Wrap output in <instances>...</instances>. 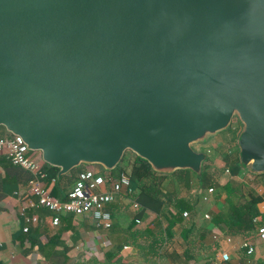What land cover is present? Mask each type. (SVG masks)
I'll return each mask as SVG.
<instances>
[{
    "label": "water",
    "instance_id": "obj_1",
    "mask_svg": "<svg viewBox=\"0 0 264 264\" xmlns=\"http://www.w3.org/2000/svg\"><path fill=\"white\" fill-rule=\"evenodd\" d=\"M237 118L264 173V0H0V126L57 167L199 174Z\"/></svg>",
    "mask_w": 264,
    "mask_h": 264
},
{
    "label": "crops",
    "instance_id": "obj_2",
    "mask_svg": "<svg viewBox=\"0 0 264 264\" xmlns=\"http://www.w3.org/2000/svg\"><path fill=\"white\" fill-rule=\"evenodd\" d=\"M0 134L6 136V130L0 128ZM228 137V134H216L194 147L209 152L213 156L212 165L219 167L222 154L212 153V147ZM227 145L235 144L227 139L223 150ZM33 155L41 164L38 154ZM92 168L101 170L96 166ZM249 172L241 170L236 179L249 181L258 193L264 194V183ZM112 173L118 174V169ZM29 176V172L0 154V264H264V244L257 238L256 231L246 236L229 234L224 225L218 223L215 214L223 195L212 190L207 191L204 202L196 205L193 217L189 214L184 218L167 201L164 210L172 211L169 217L146 210L143 217L136 218L130 197L121 193L106 204L111 213L108 229L96 226L88 214L63 213L59 223L52 225L50 213L36 209L38 220L23 232L20 208L30 196ZM228 178L225 172L218 180L223 183ZM73 182L46 177L42 184L48 193L62 197ZM163 186L169 195L172 191L187 197L188 191L171 176L164 179ZM104 188H109V182ZM258 209L260 223L264 225V200L258 203ZM205 214L209 217L205 218ZM244 241L254 245L251 255L242 247ZM223 252L227 253V259L223 258Z\"/></svg>",
    "mask_w": 264,
    "mask_h": 264
},
{
    "label": "trees",
    "instance_id": "obj_3",
    "mask_svg": "<svg viewBox=\"0 0 264 264\" xmlns=\"http://www.w3.org/2000/svg\"><path fill=\"white\" fill-rule=\"evenodd\" d=\"M0 128L3 129L4 127L0 126ZM240 130L241 124L235 117L232 119L228 129L222 132V135L228 134L229 137L227 139L232 141L237 147L233 155L225 153L223 150L227 139H223V141L216 143L212 147V153L222 154L223 165L221 167L213 166V156L206 152L205 149H200L206 153V157L199 174H195L189 169H178L171 174L158 173L151 168L145 159L127 151L116 167L110 171L104 170L98 164L90 166L81 164L79 167L72 168L67 174L57 177V167L43 162L39 152H33V154H38L46 172V177L56 178L58 182L61 180H65V182L75 180L79 171L91 166L100 168V171L105 174L112 173L116 168L118 172L126 173L133 190L130 198L138 203V208L134 211V217L136 218L143 217L146 210L169 217L172 211L169 209L164 210L165 204L168 205L167 201L171 202L175 212L177 211L180 214L182 211L187 210L193 217L196 205L199 202H204L206 193L211 188L213 193L223 195V201L215 214L218 223L224 225L223 227L229 234L246 236L250 232L256 231V226L261 225L258 203L264 200V194L258 193L249 181H238L236 179L240 171L246 169L240 165L238 158L236 140ZM0 136L3 135L0 134ZM10 136L12 134L6 131L5 137ZM100 171L96 170L98 173ZM225 172L228 173L229 178L225 182L220 183L218 180L219 175ZM249 173L253 175L254 179L264 183V173ZM169 176L173 177L177 184H181L188 191L187 197H180L172 191H170V195L168 194L169 192L163 186V181ZM222 264L230 263L223 262Z\"/></svg>",
    "mask_w": 264,
    "mask_h": 264
},
{
    "label": "built area",
    "instance_id": "obj_4",
    "mask_svg": "<svg viewBox=\"0 0 264 264\" xmlns=\"http://www.w3.org/2000/svg\"><path fill=\"white\" fill-rule=\"evenodd\" d=\"M0 154H3L10 163L21 167L30 174L27 181L30 196L20 208V214L24 219L23 232L28 231L30 223L38 220L36 209L48 211L52 225L59 223L63 213L88 214L96 226L108 229L111 226V213L106 208V204L118 194L124 193L125 196L130 197L133 192L126 173L119 172L116 175L98 173L92 167H86L77 173L69 190L62 197H57L48 193L42 184L46 178V172L42 164L35 160L33 152L28 150L20 136H0ZM106 182H109V188H104ZM130 201L133 209H137L138 203L131 198ZM181 215L184 218L189 217L187 210L182 211ZM204 217L208 218L209 216L205 214ZM135 221L138 222L139 219H135ZM256 236L264 244V225L256 226ZM242 247L245 248L247 255L254 252V245L250 241H244ZM222 256L224 259L228 258L226 252H223Z\"/></svg>",
    "mask_w": 264,
    "mask_h": 264
},
{
    "label": "rangeland",
    "instance_id": "obj_5",
    "mask_svg": "<svg viewBox=\"0 0 264 264\" xmlns=\"http://www.w3.org/2000/svg\"><path fill=\"white\" fill-rule=\"evenodd\" d=\"M223 131H225V130H223ZM223 131L218 132L217 135L222 134ZM197 147H200V146H197ZM229 147H230V148H229ZM236 150H237L236 145H233V146H231V145H230V146L227 145V148L224 150V152L233 155V154L236 152ZM220 163H221V161H220ZM222 165H223V161H222ZM222 165H221V166H222ZM221 166H219V167H221Z\"/></svg>",
    "mask_w": 264,
    "mask_h": 264
}]
</instances>
